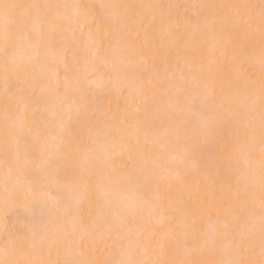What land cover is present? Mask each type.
Wrapping results in <instances>:
<instances>
[{
	"label": "snow or ice",
	"instance_id": "6c2138e0",
	"mask_svg": "<svg viewBox=\"0 0 264 264\" xmlns=\"http://www.w3.org/2000/svg\"><path fill=\"white\" fill-rule=\"evenodd\" d=\"M0 264H264V0H0Z\"/></svg>",
	"mask_w": 264,
	"mask_h": 264
},
{
	"label": "bare ground",
	"instance_id": "6f19581e",
	"mask_svg": "<svg viewBox=\"0 0 264 264\" xmlns=\"http://www.w3.org/2000/svg\"><path fill=\"white\" fill-rule=\"evenodd\" d=\"M77 2L84 3V4H90V3H100L103 2V0H77ZM161 2L164 3H200V2H208V0H161ZM123 107V104L121 101H118L117 96L115 93L108 89L104 90H98L94 96L90 97V107L89 111L96 110V114L98 117L103 116L106 112H113L115 113L117 111V108ZM208 149H212L211 146L208 147ZM211 151V150H210ZM207 150L205 152V156H207ZM126 157L121 156V149L119 146L115 149V162L119 165L123 161H126ZM206 172H201L199 174H196L192 177H190V182L192 183V188L195 190L197 183L200 185H203L206 179ZM213 178L216 181V187L217 192L219 194V191L226 187L227 184L230 182V176L227 172L221 171L219 173H214ZM185 201L188 204L195 203V197H193L191 200L188 199L187 193L185 194ZM26 223V217L24 215V211L21 208L16 215H14L11 219V222L9 223V227H14L17 230L24 227ZM255 259H259V250L257 249V252L255 254Z\"/></svg>",
	"mask_w": 264,
	"mask_h": 264
},
{
	"label": "rangeland",
	"instance_id": "374dc122",
	"mask_svg": "<svg viewBox=\"0 0 264 264\" xmlns=\"http://www.w3.org/2000/svg\"><path fill=\"white\" fill-rule=\"evenodd\" d=\"M210 150L212 151V149H207V153H210L211 152Z\"/></svg>",
	"mask_w": 264,
	"mask_h": 264
}]
</instances>
